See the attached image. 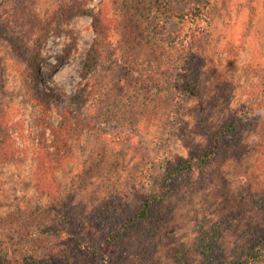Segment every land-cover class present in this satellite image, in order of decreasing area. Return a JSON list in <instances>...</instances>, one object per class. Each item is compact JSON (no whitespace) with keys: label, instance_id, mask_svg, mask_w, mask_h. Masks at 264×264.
Masks as SVG:
<instances>
[{"label":"rangeland","instance_id":"rangeland-1","mask_svg":"<svg viewBox=\"0 0 264 264\" xmlns=\"http://www.w3.org/2000/svg\"><path fill=\"white\" fill-rule=\"evenodd\" d=\"M169 1L186 10L199 0ZM25 5L36 14L30 34L16 20ZM17 28L30 51L45 36L39 65L56 93L46 118L56 134L26 93L9 40ZM91 46L97 64L82 77ZM0 115L18 155L0 163V253L9 264L67 246L69 233L52 225L105 237L137 210L142 170L155 188L164 158L188 157L184 140L200 156L228 126L212 160L172 181L104 258L82 259L210 264L197 243L200 230H215L213 264H231L264 227V0H214L207 22L160 21L152 0H0Z\"/></svg>","mask_w":264,"mask_h":264},{"label":"trees","instance_id":"trees-1","mask_svg":"<svg viewBox=\"0 0 264 264\" xmlns=\"http://www.w3.org/2000/svg\"><path fill=\"white\" fill-rule=\"evenodd\" d=\"M28 1L29 0H23V2ZM213 2L214 0H199L195 3L193 2L186 10H179L175 8L173 3L169 0H152V7L160 21L183 22L203 20V22H207V10L212 6ZM23 10L24 11L21 13L22 15L16 13L18 14L16 20L17 23L24 24L26 29L25 32L30 34L27 28L33 26L32 21L36 18V14L32 13V10H30L27 5H25ZM59 12L60 15H62V13H68V18H71L74 15L73 13H70V10L61 9ZM85 13V11L81 10L77 14ZM34 24L36 25V23ZM13 34L15 37L10 36L9 40L14 46V54L18 57L17 61L24 65L21 74L22 77L26 79V93L29 96L30 102L33 107L38 110L41 120H44V124L51 132L54 134H56L57 131L61 132L59 127L54 128L46 121L47 115L51 109V102L55 100L56 93H54L52 89L46 88L42 85V72L40 71L39 63L42 59L40 55V47L45 40V36H40L38 38L37 47L34 51H30L28 34L20 31L19 28H17V31H14ZM96 53L97 49L95 46H91L80 70L82 77L96 66ZM186 93L194 94V91L191 88H188ZM68 112L69 109H64L60 113L63 120L62 122L68 121ZM1 119L2 117L0 115V163H18V155L16 153L17 148L14 147L12 141L10 143L11 136L7 134V130L3 127ZM62 126L63 124L60 125V127ZM69 126V123H67L65 127ZM230 128L231 126H228V129ZM228 129L226 128L222 132L210 134L209 146L200 156L193 155L191 153L192 146L187 140H184V145L187 147L188 157L186 159L178 160H171L168 157L164 158L162 160V174L157 186L153 189H149V169L146 168L142 170L137 180L138 185L140 186V193L138 195L140 201L137 210L122 217L114 230H111L109 234H105V237L102 236L98 241H95L98 238L95 235L83 234L82 232L74 235L63 225L60 227L52 225L47 228V231L52 233H59L61 231L69 233L70 237L67 239V246L58 249L55 253L41 256H37V253L26 252L21 255L20 264H87L83 261V257L96 258L97 260H99L98 258H104L108 246H113L114 244L119 243L132 227L144 221L149 213L154 210L155 206L164 200L172 181L189 170L193 164L207 163L217 155L222 136L228 132ZM62 159L63 157H58V161H61ZM89 230H92V226L89 227ZM199 234L200 237L197 243L198 250L205 261H209L210 264H213V252L216 246L217 232L215 230H200ZM263 260L264 227L257 230L247 249L244 250L241 256L235 259L231 264H258L263 262ZM9 263L10 260L0 253V264Z\"/></svg>","mask_w":264,"mask_h":264}]
</instances>
